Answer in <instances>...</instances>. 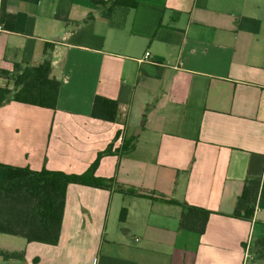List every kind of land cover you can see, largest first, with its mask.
<instances>
[{"label":"crops","instance_id":"1","mask_svg":"<svg viewBox=\"0 0 264 264\" xmlns=\"http://www.w3.org/2000/svg\"><path fill=\"white\" fill-rule=\"evenodd\" d=\"M0 26V71L48 43L60 81L55 109L0 106V179L1 164L81 174L110 149L93 171L109 188L67 185L58 242L0 232V264H264V195L231 216L245 179L264 185V0H0ZM96 94L118 120L90 115ZM166 200L211 210L204 232Z\"/></svg>","mask_w":264,"mask_h":264},{"label":"trees","instance_id":"2","mask_svg":"<svg viewBox=\"0 0 264 264\" xmlns=\"http://www.w3.org/2000/svg\"><path fill=\"white\" fill-rule=\"evenodd\" d=\"M111 6L134 7L136 0H97ZM50 45L45 44L43 58L36 65L15 63L12 71L1 70L12 87L0 86V106L9 100L55 109L60 81L51 76ZM90 115L95 119L115 122L119 119L118 102L115 99L96 94L92 101ZM100 152L89 169L81 174L64 173L42 168L2 165L0 179V232L19 235L27 241L56 244L59 239L67 185L70 183L89 184L109 188L105 178L93 176V171L102 155ZM116 190L131 196L154 198L151 193L138 191L133 187ZM264 195V185L258 179H245L241 194L236 198L231 216L250 219L258 195ZM182 207L179 227L202 234L211 210L166 200ZM126 208L122 207L119 220H124ZM251 248L257 258L264 259V237L253 239Z\"/></svg>","mask_w":264,"mask_h":264},{"label":"built area","instance_id":"3","mask_svg":"<svg viewBox=\"0 0 264 264\" xmlns=\"http://www.w3.org/2000/svg\"><path fill=\"white\" fill-rule=\"evenodd\" d=\"M2 29H1V26H0V31H1ZM149 58V52L148 51H145V53H144V56H143V59H141V61H146L147 59Z\"/></svg>","mask_w":264,"mask_h":264},{"label":"rangeland","instance_id":"4","mask_svg":"<svg viewBox=\"0 0 264 264\" xmlns=\"http://www.w3.org/2000/svg\"><path fill=\"white\" fill-rule=\"evenodd\" d=\"M11 85H12V83H11Z\"/></svg>","mask_w":264,"mask_h":264}]
</instances>
